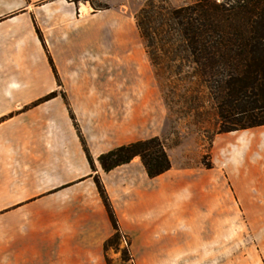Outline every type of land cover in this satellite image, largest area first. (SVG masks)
Segmentation results:
<instances>
[{"label":"crops","instance_id":"obj_1","mask_svg":"<svg viewBox=\"0 0 264 264\" xmlns=\"http://www.w3.org/2000/svg\"><path fill=\"white\" fill-rule=\"evenodd\" d=\"M97 1L111 9L94 12L89 2L74 0H0V17L15 14L0 22V93L6 88L17 99L22 95L20 104L0 105V264H107L104 245L114 228L96 175L122 235L130 239L133 260L127 264H189L196 253H227L243 235L236 201L250 198L247 220L264 232L260 167L250 182L237 165L230 167L232 175L225 170L219 176L177 163L168 150L172 168L154 179L139 158L102 170L100 155L158 136L146 132L147 105H111L117 50L131 67L137 44L130 28L116 21V0ZM24 31L26 38H20ZM59 90L70 102L95 171L61 96L21 111ZM254 129L251 149L264 152V126ZM222 135L219 145L235 139Z\"/></svg>","mask_w":264,"mask_h":264},{"label":"trees","instance_id":"obj_2","mask_svg":"<svg viewBox=\"0 0 264 264\" xmlns=\"http://www.w3.org/2000/svg\"><path fill=\"white\" fill-rule=\"evenodd\" d=\"M83 1L95 10L97 4L109 9L97 0ZM135 22L157 78L166 77L176 90L187 85L197 93L206 91L220 121L216 134L264 126V0H195L181 7L172 6L168 0H151L137 12ZM37 33L61 85L38 28ZM56 97V92L51 93L39 103ZM62 97L66 100L64 94ZM70 115L95 171L72 111ZM135 158L141 160L151 179L172 168L167 147L159 137L118 146L100 155L98 162L109 173ZM94 181L114 228L105 243L108 249L122 233L101 179L96 175Z\"/></svg>","mask_w":264,"mask_h":264},{"label":"rangeland","instance_id":"obj_3","mask_svg":"<svg viewBox=\"0 0 264 264\" xmlns=\"http://www.w3.org/2000/svg\"><path fill=\"white\" fill-rule=\"evenodd\" d=\"M80 1L84 2L83 0ZM149 1L151 0H116L115 2L116 21L122 22L127 29L130 28L129 31L127 30L129 37L137 45L133 46L130 54L131 67L125 65L121 57L122 54H119L117 50L115 97L111 105H129L130 103L131 105H147L149 117L146 132L157 134L166 145L167 151H172L173 159L177 163L192 166L197 171L212 170L214 173H219V176L225 170H228L232 175L230 167L235 168L237 165L243 169L245 180L247 178L251 182L254 169L260 167L264 170V152L262 149L252 150L250 146L251 141L256 138L253 133L258 130L253 128L236 131V133L230 132L235 134L223 133L221 137L229 134L235 139L222 142L219 145L218 141L221 138L218 136L220 134H216V132L220 128V121L217 117L216 107L208 100L206 91L197 93L187 85L176 90L166 77L157 78L155 69L146 56L145 45L140 38L135 22V15ZM153 1L158 2L159 0ZM168 1L174 7H181L193 3L195 0ZM108 7L109 9H101L100 5L97 4L96 10L94 8L93 10L94 12H105L111 9V6ZM14 15H4L0 17V22L7 21ZM25 33L26 31L22 32L20 38H26ZM41 35L43 37L42 33ZM112 89L111 86L110 92ZM56 93L57 97L65 95L66 100L62 97L63 101L68 109L70 107L69 112L72 111L64 91L59 90ZM44 97L25 104L21 111L53 100L39 103ZM17 98H20V95L11 94L5 88L0 93V105L22 103V95L21 99ZM241 135H244L245 146L239 148L238 145L241 146L243 142L242 139H238ZM213 180L216 179L213 178ZM228 181H231L230 177ZM250 202V198L248 201L244 200L243 203L234 202V212L244 218L242 238L234 242L228 248L227 253L212 255L196 253L195 263L189 264H264V232L254 231L251 227L252 223L247 220L249 219L247 214H251ZM104 250L107 264H127L133 260L130 252V239L123 235L114 246L105 249L104 245ZM114 254L119 255V261L115 260ZM128 259L129 261L125 262Z\"/></svg>","mask_w":264,"mask_h":264}]
</instances>
